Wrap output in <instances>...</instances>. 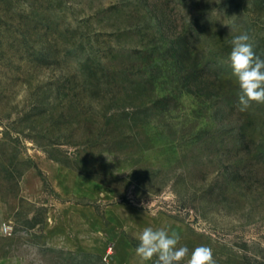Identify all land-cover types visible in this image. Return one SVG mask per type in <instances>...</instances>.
Wrapping results in <instances>:
<instances>
[{
  "label": "rangeland",
  "instance_id": "rangeland-1",
  "mask_svg": "<svg viewBox=\"0 0 264 264\" xmlns=\"http://www.w3.org/2000/svg\"><path fill=\"white\" fill-rule=\"evenodd\" d=\"M241 32L264 58V0H0V264H155L134 251L149 226L264 264Z\"/></svg>",
  "mask_w": 264,
  "mask_h": 264
},
{
  "label": "clouds",
  "instance_id": "clouds-1",
  "mask_svg": "<svg viewBox=\"0 0 264 264\" xmlns=\"http://www.w3.org/2000/svg\"><path fill=\"white\" fill-rule=\"evenodd\" d=\"M228 62L240 90L239 111H247L253 102L264 104V58L254 50L247 32L231 40ZM137 239L134 251L142 262L155 257V264H181L189 257L188 264H215L210 247L200 245L190 251L186 245H180L179 235L167 227H145Z\"/></svg>",
  "mask_w": 264,
  "mask_h": 264
},
{
  "label": "built area",
  "instance_id": "built-area-1",
  "mask_svg": "<svg viewBox=\"0 0 264 264\" xmlns=\"http://www.w3.org/2000/svg\"><path fill=\"white\" fill-rule=\"evenodd\" d=\"M1 233L5 236H10L11 235V227L8 226L7 224H3L1 226Z\"/></svg>",
  "mask_w": 264,
  "mask_h": 264
}]
</instances>
